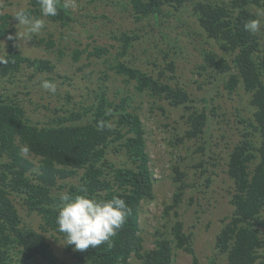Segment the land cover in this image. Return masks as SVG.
I'll return each mask as SVG.
<instances>
[{"label":"trees","instance_id":"1","mask_svg":"<svg viewBox=\"0 0 264 264\" xmlns=\"http://www.w3.org/2000/svg\"><path fill=\"white\" fill-rule=\"evenodd\" d=\"M28 2L25 10L40 18L37 0ZM174 2L176 9L185 6V0L131 1L137 20L154 18L157 22L164 15V6ZM254 9L264 12V0L199 1L194 5L198 26L222 53L229 55L228 58L213 49L207 50L203 53L204 61L195 66V72L199 76L206 75L211 83H215L219 75H227L225 88L229 93L242 85L252 96L251 105L255 108L254 121L249 124L260 137L257 146L255 134L242 133L229 155L228 174L234 185L230 203L234 211L216 237V253L209 264H217V256L223 255L227 256L225 264H264V41L257 31L250 34L244 29L249 20H259ZM13 17L16 18L10 14L0 16V61H4L0 62V264H130L133 256L140 264H174L175 248L191 254L194 264H199L193 234L186 232L176 211L188 187L184 182L185 174L177 167L175 180L180 184L179 190L165 208V214L174 211L175 215L172 238L157 230L155 246L144 249L139 224L141 207L154 198L155 177L144 123L138 113L130 110L129 99L109 100L102 86L94 103L86 105L87 100L81 98L73 102L70 109L57 108L53 110L55 115L40 127L27 116L20 97L22 91L17 90L21 87L20 76L28 75L24 73L27 70L24 64L32 70L31 88L41 92L43 99L48 92L39 87L40 82H55V65L48 59L24 56L12 44L4 51L2 38L13 31L9 28ZM49 18L61 26L75 20L70 8H61L57 16ZM190 32L188 29L186 33ZM116 39L122 43L119 56L123 57L134 36L123 33ZM178 48L179 41L168 48L164 60L171 54L176 55ZM81 53L78 49L74 51L75 60ZM110 53L104 46H93L88 55L102 58ZM166 66L160 70L159 77L121 59L109 68L126 76L127 82H137L140 92L147 91L175 107L184 105L189 111V127L183 138L199 140L218 115L215 110H208L207 104L203 109L194 108L189 92L180 84L169 82L166 73L167 70L176 72L175 60L171 58ZM67 98L68 103L71 102V98ZM247 121L241 117L239 123ZM100 122H104L103 129L99 127ZM236 129L240 131L238 126ZM25 146L29 154L40 157L38 167L21 152ZM198 150L204 152V147L199 146ZM113 155L126 157V160L118 165ZM205 163L202 160L197 164L204 174L208 172ZM71 178H76V183L64 182ZM81 186L96 199L110 200L119 196L130 211L123 227L112 237L111 246L102 244L96 249L77 251L74 245L66 244L65 251L71 258L65 262L57 256L46 234L24 223L13 196L21 199L27 210L41 216L43 231H49L55 239L66 243L56 223L59 196L63 192L83 194L77 192Z\"/></svg>","mask_w":264,"mask_h":264},{"label":"rangeland","instance_id":"2","mask_svg":"<svg viewBox=\"0 0 264 264\" xmlns=\"http://www.w3.org/2000/svg\"><path fill=\"white\" fill-rule=\"evenodd\" d=\"M131 1L75 0L74 6L70 8L74 21L61 26L49 17H40L44 20L45 27L31 38L26 35L24 26L19 25L18 18L13 17L9 20V28L13 31L2 38L3 49L5 51L12 44L24 56L48 59L55 65L53 78L57 84V92L46 93L45 99L35 87L31 88L33 82L29 77L32 70L26 64L24 66L27 70L24 73L28 75L20 76L21 87L17 90L22 91V105L27 116L39 127L55 115L53 110L57 108L70 109L73 102L81 98L87 100L86 105L94 103L102 86L109 100H130V110L138 113L144 123L150 166L155 177L154 198L144 202L141 207L139 224L144 238V249L155 246L157 230L164 231L171 237V225L175 215L174 211L165 214V208L179 190L180 184L175 180L177 167L185 174L184 182L188 187L176 211L185 224L186 232L193 234L199 264H209L216 253V237L234 211V206L230 203L234 185L228 174L229 155L235 144L241 140L242 133L255 134L249 124L254 121L255 108L251 105L252 96L243 86L239 85L233 93H229L225 88L227 75H219L218 80L211 83L206 75L199 76L195 72V66L204 61L203 53L207 50L213 49L228 58L229 55L222 53L219 46L208 39L198 26L194 5L199 1L229 0H185V6L181 9L175 8V2L169 3L164 6V15L159 22L154 18L137 20ZM28 4V0H0V16H14L18 10L26 9ZM254 11L259 16L260 27L257 33L264 41V12L260 9ZM188 29L191 34L186 33ZM123 33L134 36V40L127 54L122 57L119 56L122 43L116 38H121ZM178 41L177 54H171L165 61L164 55L168 48ZM93 46H104L111 53L102 58H90L88 52ZM76 49L82 51L78 60L74 58ZM171 58L176 62V72L167 70L169 82L172 85L178 83L189 92L194 99V108L203 109L207 104L208 110H215L218 115L199 140L183 138L189 127V111L184 105L175 107L169 101L152 96L147 91L140 92L136 87L137 82H127L126 76L109 68L121 59L129 62L132 67L159 77L160 70L166 69V63ZM24 84L27 86L23 87ZM67 96L71 98L69 103ZM241 117L248 120L246 124L239 123ZM237 126L240 131L236 129ZM254 139L259 146L258 134L254 135ZM199 146L204 147V152L198 150ZM24 155L38 167L40 157L29 153ZM113 160L120 165L126 157L113 155ZM202 160L206 161V174L203 168L197 167ZM64 182L76 183V178ZM13 198L24 223L46 234L57 256L68 262L71 255L65 251V241L55 239L49 231H43L41 216L27 210L21 199L16 196ZM174 252V264H194L191 254L176 248ZM216 259L217 264H225L227 256H217ZM140 263L134 256L130 260V264Z\"/></svg>","mask_w":264,"mask_h":264},{"label":"clouds","instance_id":"3","mask_svg":"<svg viewBox=\"0 0 264 264\" xmlns=\"http://www.w3.org/2000/svg\"><path fill=\"white\" fill-rule=\"evenodd\" d=\"M75 0H37L41 17H55L59 10H67L74 6ZM19 25L24 26L26 35L31 38L39 34L45 27L44 20L32 15L28 10L20 9L15 15ZM258 20H249L244 24L245 31L250 34L259 30ZM19 36H21L19 33ZM4 62V61H0ZM40 87L50 94L57 92V84L51 80H42ZM104 122L99 127L103 129ZM28 147L21 148L27 154ZM83 194L63 192L59 196L61 203L57 206L56 223L58 231L64 234L66 244L74 245V250L85 251L96 249L102 244L111 246L112 237L117 234L126 222L130 209L124 199L115 196L110 200L90 197L87 189L81 186L77 190Z\"/></svg>","mask_w":264,"mask_h":264}]
</instances>
